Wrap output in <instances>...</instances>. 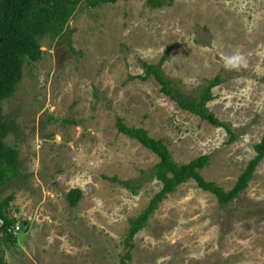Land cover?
Returning a JSON list of instances; mask_svg holds the SVG:
<instances>
[{"label": "rangeland", "instance_id": "374dc122", "mask_svg": "<svg viewBox=\"0 0 264 264\" xmlns=\"http://www.w3.org/2000/svg\"><path fill=\"white\" fill-rule=\"evenodd\" d=\"M40 44L41 59L24 63L1 103L19 164L18 179L0 190V199L13 194L8 215L20 228L14 247L1 241L5 264H264V158L227 207L193 181L178 187L126 259L128 221L161 184L147 176L157 157L115 128L119 118L146 130L178 164L209 156L201 175L231 189L264 131V0H173L154 10L144 0L79 4L64 37ZM165 51L163 73L185 93L220 77L207 107L232 141L178 109L153 79H136L142 62L156 64ZM236 51L247 66L225 68ZM131 180L141 183L136 194L120 184ZM72 189L81 191L74 208L65 197Z\"/></svg>", "mask_w": 264, "mask_h": 264}, {"label": "trees", "instance_id": "16d2710c", "mask_svg": "<svg viewBox=\"0 0 264 264\" xmlns=\"http://www.w3.org/2000/svg\"><path fill=\"white\" fill-rule=\"evenodd\" d=\"M118 1L121 0H0V190L19 176L17 150L5 143L8 126L2 115L1 103L14 94L22 79L24 63H33L41 59L40 43L45 38L64 37L65 27L79 4L95 9ZM144 1L152 10L171 6L173 3V0ZM168 55L169 51H165L156 64L142 62L143 76H136V79L141 81L153 79L159 86V92L173 102L178 109L198 117L211 126L222 128L232 141L234 134L231 127L219 121L207 107L214 98L213 88L221 84L220 77L216 76L206 81L197 94L185 93L163 73L162 66L167 61ZM115 128L119 134L136 141L157 157V163L149 169L147 176L149 180H155L161 184L160 190L150 199L144 210L128 221L129 227L124 240L127 246L126 259H130L133 237L147 225L149 218L162 201L173 194L178 187L193 181L198 189L215 198L219 208L227 207L240 199L264 158L263 131L259 143L253 146L254 157L247 163L233 187L225 191L214 182L205 180L200 173L208 166L209 156H199L188 163L178 164L172 159L166 145L160 140L149 137L146 130L128 127L119 118L115 120ZM120 184L130 189L133 194H136L141 185L139 180L123 181ZM65 197L68 206L74 208L80 200L81 191L72 189ZM12 200L13 194L0 199V222L2 223L0 244L3 241L10 247H14L17 243L16 232L13 231L16 221L8 215L9 203ZM0 264H5L1 255ZM120 264H124V261L121 260Z\"/></svg>", "mask_w": 264, "mask_h": 264}, {"label": "clouds", "instance_id": "9594fccd", "mask_svg": "<svg viewBox=\"0 0 264 264\" xmlns=\"http://www.w3.org/2000/svg\"><path fill=\"white\" fill-rule=\"evenodd\" d=\"M224 66L230 70L240 69L247 66V61L240 51H236L232 55L224 57Z\"/></svg>", "mask_w": 264, "mask_h": 264}, {"label": "built area", "instance_id": "2783aa9c", "mask_svg": "<svg viewBox=\"0 0 264 264\" xmlns=\"http://www.w3.org/2000/svg\"><path fill=\"white\" fill-rule=\"evenodd\" d=\"M19 229H20V228L18 227V225H15V227H14V229H13L14 233L17 232V231H19Z\"/></svg>", "mask_w": 264, "mask_h": 264}, {"label": "water", "instance_id": "95a60500", "mask_svg": "<svg viewBox=\"0 0 264 264\" xmlns=\"http://www.w3.org/2000/svg\"><path fill=\"white\" fill-rule=\"evenodd\" d=\"M2 223L0 222V225H1Z\"/></svg>", "mask_w": 264, "mask_h": 264}, {"label": "flooded vegetation", "instance_id": "af4514ba", "mask_svg": "<svg viewBox=\"0 0 264 264\" xmlns=\"http://www.w3.org/2000/svg\"><path fill=\"white\" fill-rule=\"evenodd\" d=\"M0 226H2V224Z\"/></svg>", "mask_w": 264, "mask_h": 264}]
</instances>
